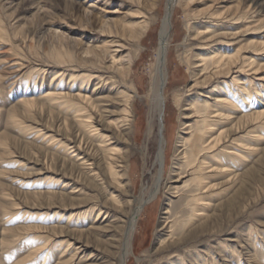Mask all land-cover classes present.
Listing matches in <instances>:
<instances>
[{"label": "rangeland", "instance_id": "374dc122", "mask_svg": "<svg viewBox=\"0 0 264 264\" xmlns=\"http://www.w3.org/2000/svg\"><path fill=\"white\" fill-rule=\"evenodd\" d=\"M135 2L0 0V264H117V255L106 256L105 244L99 245L91 238V233L86 232L90 225L76 230L66 226L65 218L59 222V211L80 208L65 209L60 207L59 199H50V193L59 197V192H70L72 188L63 189L56 181L59 177L53 178L59 174L48 169L51 164L48 154H60L59 140L50 142L49 135L55 134L58 139L70 142L67 137L72 131H67L66 121L69 129H75L76 123L73 114L67 108L60 109L59 101L48 99L47 94L59 93V73L64 69L75 67L83 70L81 75L93 73L88 72L90 64L83 68L70 62L59 65V52L66 56L62 49L81 54L79 40L101 46V40L108 38L101 31L104 21H119L111 23L113 28H118L134 11L146 12L150 16V30L137 46H129L123 52L131 62L128 86L133 84L135 94L134 125L123 145L128 150L125 165L129 187L125 201L134 200L143 187L152 184L160 169L155 163L158 127L155 136L148 140L149 103L145 96L154 70L167 0H141V5ZM170 25L164 130L168 140L167 176L178 135L180 108L197 99L199 93L192 87L194 82L187 63L200 48L206 50L215 45L230 55L239 53L254 58L260 69L255 78L254 71L247 73L250 74L247 77L254 80L248 107L251 113L264 111V0H177ZM208 29L206 36L213 38L211 42L194 39L197 32ZM77 59L85 62L84 58ZM65 73L64 81L70 80L69 71ZM245 76L242 74V80ZM230 89L241 92L237 85ZM243 115L240 109L238 118ZM190 122L195 125L194 119ZM240 126L242 131L233 137L246 139L242 138L245 132L243 125ZM254 129L264 131V114L256 118ZM249 142L253 146L250 153L245 154L240 148L230 149L244 154L245 160L240 161L237 155L224 157L226 165L237 164L234 186L226 190L231 185L226 181L228 174L217 177L221 195L210 201L211 206L202 217L187 225L191 215V206L187 204L191 181L189 177L181 182L166 179L160 192L143 207L132 236V252L127 264H138V257L144 259V264H169L179 255L189 264H199L200 258L195 257L198 252L205 258L204 264H238L239 254L242 264H260V258L264 259V138H251ZM171 186L176 188L170 194ZM233 194L235 198L232 199ZM127 213L128 208L118 214V224H124ZM208 218L209 231L198 235L189 233ZM171 225L176 230L174 239L168 237ZM62 230L66 234H62ZM72 230L76 232L73 236L69 235ZM157 233L165 235L168 247L156 243L160 235L157 237ZM34 236L38 238L34 240ZM87 238L92 245H86ZM67 241L72 243L69 248L65 247ZM59 242L65 243L60 249ZM34 245V249L45 247L37 255L30 256ZM91 255H95L94 261L87 260ZM206 259L211 262L206 263Z\"/></svg>", "mask_w": 264, "mask_h": 264}, {"label": "bare ground", "instance_id": "6f19581e", "mask_svg": "<svg viewBox=\"0 0 264 264\" xmlns=\"http://www.w3.org/2000/svg\"><path fill=\"white\" fill-rule=\"evenodd\" d=\"M132 1H136L135 3L139 5L142 4L141 0ZM176 2L177 0L166 2V14L159 33L154 70L149 91L145 96L149 103L148 140L152 135L155 136L158 127V150L155 163L159 164L160 169L152 184L148 187L142 186L140 194L134 200L125 201L124 198L128 191L129 179L125 165L128 150L123 145L127 143L134 125L135 94L133 84L128 86L131 62L123 56V52L129 46H137L141 37L150 30V16L138 9L130 15L131 18L122 19L120 26L114 27L116 29L111 24L115 22L104 21L101 31L108 38L101 40V46H94L91 41L84 43L79 40L78 44L82 45L83 50L81 54H77L75 50L62 49L66 51V56L59 52V65H66V62H70L71 65L83 68L90 64L91 69L87 70L93 73L81 75L83 70L80 71L75 67L64 69L59 73V93L47 94L48 99L59 101L60 109L67 108V111L73 114L76 123L75 129H69L66 121L67 131H72L67 137L70 142L67 141L68 139H58L55 134L49 135L50 142L56 143L59 140L60 154H48L52 164H49L48 169L53 174H59L53 178L56 180V177H59L56 181L62 184L63 189L72 188L70 192H59V197L56 193H50V199H59L60 207L65 209L80 208L67 212L59 211V222L65 218L66 226L77 228L76 230H82L80 227L90 225V229H86V232L89 231L91 238L98 241L99 245L105 244L104 254L106 256L117 255V264H127L132 252V236H134L133 233L143 207L160 192L161 185L166 179L169 182L173 180L181 182L189 177L188 180L191 181L188 184L191 196L187 198V204L191 206V215L185 223L187 225L195 218L202 217L203 213L209 210L210 201L221 195L219 191L221 184L217 182V177L228 174L226 181L231 185L226 190L234 186L237 180V164L230 162V165H226L224 157L237 155L241 158L240 161L245 160L246 157L230 149L240 148L245 154L250 153L253 151L250 139L256 137L263 140L264 138V131L253 130L256 118L263 115L264 111L251 113L248 107L254 80L247 77L250 75L247 73L254 71L255 78L260 65L251 56L246 57L239 53L230 55L229 52L215 45L206 47V50L200 48L187 63L194 82L192 87L199 93L197 99H193L189 104H183L180 108L182 111L172 164L168 176L166 175L168 141L164 133L166 84L168 83L166 58L170 24ZM208 32L209 29L197 32L194 39L209 43L213 38L206 36ZM77 57L84 58L85 62L79 61ZM210 67L211 70L208 71ZM67 71H69L70 80L64 81ZM242 74L246 75L244 80L241 78ZM233 85L241 88V92L231 90L230 87ZM65 88L69 89L65 91ZM31 101L34 104V101ZM23 102L26 103L24 100ZM240 109H243L244 115L238 118ZM191 119H194V126L190 122ZM241 124L245 132L242 138L246 139L238 140L233 135L242 131ZM230 125V128L226 127ZM175 188L173 186L169 188L170 194ZM233 197L234 194L231 198ZM233 201L230 203L233 204ZM126 208L129 209L126 220L124 224H118L117 216L126 211ZM169 212L167 210L166 214ZM209 219L203 220L195 230L189 233L195 232V235H198L203 231H209ZM80 223H83L82 226H78ZM172 225L168 237L174 239L176 230L172 229ZM73 231L69 235L76 233ZM83 232L84 230L81 233L84 234ZM117 232H120V235H116ZM61 233L66 234L63 230ZM158 235L156 243L159 246L163 245L164 248L168 247L169 243L165 244V235L157 233V237ZM37 238L38 236H34V240ZM86 242V245L90 244L88 238ZM66 243L67 248L72 244L70 241ZM64 244L59 242V249ZM35 246H32L30 256L37 255L45 247L44 245L34 249ZM198 254L200 253L195 254V257L200 258L199 264H204L205 258ZM94 256L87 257V260H92ZM175 259L169 264H189L181 255ZM242 259V255L239 254L238 264H242ZM137 262L144 264V259L138 257ZM210 262V259L209 261L206 259V263ZM260 262L264 264V259L260 258Z\"/></svg>", "mask_w": 264, "mask_h": 264}]
</instances>
